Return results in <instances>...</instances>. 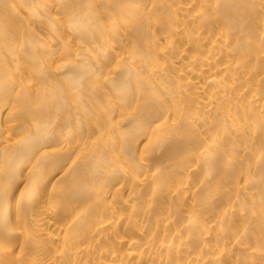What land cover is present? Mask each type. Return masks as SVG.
Returning a JSON list of instances; mask_svg holds the SVG:
<instances>
[{"label": "bare ground", "instance_id": "1", "mask_svg": "<svg viewBox=\"0 0 264 264\" xmlns=\"http://www.w3.org/2000/svg\"><path fill=\"white\" fill-rule=\"evenodd\" d=\"M0 264H264V0H0Z\"/></svg>", "mask_w": 264, "mask_h": 264}]
</instances>
